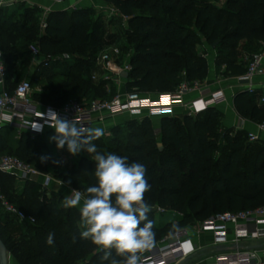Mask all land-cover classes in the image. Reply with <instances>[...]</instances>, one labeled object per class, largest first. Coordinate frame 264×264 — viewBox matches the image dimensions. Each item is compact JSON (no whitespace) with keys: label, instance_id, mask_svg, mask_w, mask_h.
I'll use <instances>...</instances> for the list:
<instances>
[{"label":"trees","instance_id":"16d2710c","mask_svg":"<svg viewBox=\"0 0 264 264\" xmlns=\"http://www.w3.org/2000/svg\"><path fill=\"white\" fill-rule=\"evenodd\" d=\"M108 1L127 17L131 70L125 79L126 91L156 95L174 91L184 79L204 80L207 62L198 51L203 40L217 50V61L226 64V71L242 74L245 67L234 64L239 43L244 41L242 49L250 55L264 41V0H225L220 9L210 0ZM13 6L14 11L12 6L3 7L11 9L6 11L0 8V47L6 74L16 59L23 68L30 60L31 39L37 38L43 57L69 55L68 59L40 67L37 75L44 77L46 89L32 94L33 99L58 107L69 99H110L116 93L115 86L110 84L108 95L99 94L90 81L95 56L109 44L110 38L105 37L100 15L94 17L86 8L53 11L47 15L46 27L39 35L38 9L20 3ZM17 10L19 19H14ZM22 70L14 83L6 87L8 90L12 91L22 80ZM55 76L60 79L56 81ZM259 95L258 91H241L233 99L238 114L257 124L264 122V104L259 105L256 100ZM221 116L216 107H209L195 116L161 117L159 128L154 127L150 118L143 117L139 122L131 120L114 126L108 142H101L100 138L93 141L102 153L126 156L129 161L146 166V178L151 185L145 194L148 204L183 213L176 222L154 225L158 240L216 213L247 211L258 203L264 204L263 152L254 154L250 175L236 170L246 150L241 138L245 134L247 139V132L237 130L231 134L229 129L221 128ZM40 138L33 139L25 132L17 135L15 129L3 126L0 155H14L46 171L45 163L36 158L44 144ZM77 158L68 171L56 177L83 193L97 183L93 174L95 162L85 151ZM16 180L0 173V189L17 208L32 215L35 223L15 224L16 218L0 209V239L8 253L20 264H100L102 251L81 238L80 211L64 208L62 196L40 199L39 185L31 181H24L21 192L11 196L8 193ZM247 184L252 185L254 194L240 192ZM49 232L54 233V246L45 243ZM113 258L121 259L114 251Z\"/></svg>","mask_w":264,"mask_h":264},{"label":"built area","instance_id":"2783aa9c","mask_svg":"<svg viewBox=\"0 0 264 264\" xmlns=\"http://www.w3.org/2000/svg\"><path fill=\"white\" fill-rule=\"evenodd\" d=\"M55 3L68 1L81 2L84 0H53ZM18 0H0V8L11 7ZM73 9L74 3L71 5ZM109 16L120 14L115 5L107 8ZM50 11L43 9L40 15V28L46 27V17ZM127 19L126 16H124ZM31 58L42 56L37 44L28 46ZM118 47L112 46L109 50H101L95 56V63L103 66V78L106 80H125L121 77L123 72H129V61L116 63L113 57L119 55ZM69 55L61 54L54 57L46 56L39 62L40 67H48L52 61L68 59ZM264 76V41L259 49L248 55L245 71L236 78V86L241 91L253 94L262 85L260 103H264V85L257 79ZM5 58L0 47V125H8L15 129L17 135L27 133L31 138H36L55 131L50 127L51 117L75 119L79 124L95 128L109 118L122 115L130 117L159 118L174 116L176 110L195 116L209 107H216L224 102L227 97L222 90L204 91L200 88V81L182 80L172 92L163 94H140L137 91H119L110 99H69L60 106L41 104L32 98L33 87L30 79L20 80L12 91L5 87ZM92 78H95L92 75ZM198 90L200 96L195 101L187 102L185 94ZM242 121L244 118H240ZM35 123L40 130L31 126ZM105 133V132H104ZM250 142L264 141V122L256 125L254 132H247ZM0 173L8 174L16 179L35 182L39 185L40 199L49 197L54 182L62 184V180L49 172L40 170L35 165L22 160L14 155H0ZM70 191L75 189L71 186ZM77 190V189H76ZM0 209L16 218L20 223H35L32 215L17 208L0 189ZM159 210L164 208L159 207ZM199 231L209 232L214 244L223 245L224 250L218 252L207 260L206 264H264V208L247 211H225L211 215L200 221ZM84 230V229H83ZM242 241L256 243L255 248L246 249L240 245ZM197 247L189 237V229L181 228L171 235L160 240L152 248L141 253L143 264H179L182 260L195 255ZM9 257V253H8Z\"/></svg>","mask_w":264,"mask_h":264},{"label":"clouds","instance_id":"9594fccd","mask_svg":"<svg viewBox=\"0 0 264 264\" xmlns=\"http://www.w3.org/2000/svg\"><path fill=\"white\" fill-rule=\"evenodd\" d=\"M31 127L40 130L35 123ZM50 127L55 130L50 141L57 149L66 146L73 156L85 151L95 162L96 185L83 193L72 189L62 201L64 208L79 206L84 229L81 238L102 251L100 264H143L140 254L153 247L155 237L154 223L149 219L151 205L145 201L151 189L146 166L126 156L98 151L93 141L105 134L102 128L87 127L57 115L51 117ZM40 159L43 163L48 157ZM54 242V233L49 232L45 243L54 246ZM113 251L121 259L113 258Z\"/></svg>","mask_w":264,"mask_h":264},{"label":"crops","instance_id":"0c3cea01","mask_svg":"<svg viewBox=\"0 0 264 264\" xmlns=\"http://www.w3.org/2000/svg\"><path fill=\"white\" fill-rule=\"evenodd\" d=\"M225 1V0H222ZM18 3H20V5H22L23 7H35L38 9L39 14L41 15V13L43 12V9H48L50 12L53 11H71L74 10L71 5L74 3V7L75 9H82V8H86V9H90L93 12V16L97 17V16H101L105 27H108L109 29V40L111 43L108 44L109 46H116L114 43L118 38H122L124 43L126 44V31L128 28V24H127V19L124 18V15H122L120 12V14H116V15H112L109 16L108 14V10H106L105 8H107L111 3L108 0H84L81 2H73V1H68V2H63V3H55L53 0H18ZM212 3V2H211ZM49 12V13H50ZM48 13V14H49ZM118 21L119 23H123L124 25V29L122 27H120V25L117 29V31L114 30L113 28V22ZM121 21V22H120ZM125 39V40H124ZM243 42H240L238 47L236 48V58L234 60V64L235 65H241L242 67H245L247 64V59H248V53H246L243 49H242V45ZM122 43V47H118L120 53L117 56L113 57V61H115L116 63H124L126 61H129L130 55H131V50L130 49H124L123 45H125ZM106 45V47L108 46ZM104 50V49H102ZM198 51L200 56L204 57L206 62H207V75L205 77L204 80L200 81V88L204 89V91L206 92H210V91H215V90H222L224 92V94L226 95L227 99L220 103L219 105L216 106L217 110L222 114L221 116V124L224 128L229 129L231 132H235L237 130H244L246 132H254L256 130V125L257 123L252 122L249 119L244 118L243 121L240 119L241 116L238 114L237 110L235 109L234 106V96L238 93L241 92V90L236 86V78L241 75V73H232L231 71H226V64L225 63H219L217 61L218 58V54H217V50L212 47L211 45H209L208 43H206L204 40L202 42V44L200 46H198ZM38 61L35 59V61L30 57V60L25 64L24 68H23V64L20 62L19 59H16L13 62V65L10 66L7 69V74H6V83H5V87L11 86L15 79L18 77V75L20 74L22 68V79L26 78V79H30L32 82V87H33V92L34 93H41L46 89V81L44 79V77L42 76H38L37 74L40 72V66L38 65ZM96 65L98 66V68H100V72H98V75H102L104 73L103 70V66L98 65L96 63ZM93 73V74H92ZM92 75L95 76V72H91V79H95L92 78ZM260 83L262 82V84L264 85V76L260 77L257 79ZM112 84L115 86L116 90L119 91H125V82L126 80H116V79H112ZM19 82V81H18ZM17 82V83H18ZM16 83V84H17ZM16 86V85H15ZM14 86V87H15ZM262 87V85H261ZM258 87V92L259 94L261 93L262 88ZM200 96V93L198 90H194L191 91L187 94H185L184 99L187 102L190 101H195L197 99V97ZM35 100V99H34ZM258 100V99H256ZM36 102H38L37 100H35ZM40 103V102H38ZM260 104H264V103H258ZM184 113H182V111L180 110H176L175 111V115H182ZM128 116V115H127ZM126 117V115H122L116 118H109L107 119L103 124H98L95 126L102 128L103 130H107L109 129V125L114 126V125H121L120 121L122 119H124ZM130 117V116H128ZM130 118H134V117H130ZM160 118H152L153 119V124H156V128H159V122H160ZM243 118V117H242ZM151 119V120H152ZM155 119V120H154ZM6 126L9 127L8 125H0V128ZM53 135H55V131H47V133L40 135L38 137H52ZM24 185V182H23ZM23 188V186H22ZM21 188L19 193L21 192ZM70 193V187L68 185H65L64 183L62 184H58L56 182H54L52 184V190L50 192V195H56V196H62L64 197L65 195ZM82 204V202H81ZM76 209L79 210V206L76 207ZM191 241L193 242V244L197 245V246H203L206 245L210 239H211V235L209 233H198V232H193L190 235ZM207 246V245H206ZM207 249H205L203 252L198 253V255H191L189 257H187V262L186 264H206L207 260H209V258L211 256H207ZM9 259L10 264H20L13 255H11L9 253Z\"/></svg>","mask_w":264,"mask_h":264},{"label":"rangeland","instance_id":"374dc122","mask_svg":"<svg viewBox=\"0 0 264 264\" xmlns=\"http://www.w3.org/2000/svg\"><path fill=\"white\" fill-rule=\"evenodd\" d=\"M210 2H212L213 6L216 9H220V8L224 7V4H225V1H222V0H210ZM15 8H16L15 6L11 7V9H13V11H14ZM11 9H9V8L8 9L7 8L4 9L3 8V10H5V11L6 10H11ZM19 13H20V10L15 11L13 13V18L14 19H19V17L17 16ZM117 25L118 26L120 25V27H122V28L124 27L123 23H119L118 21L114 20L113 28H114L115 31H117V29H118ZM105 29H106L105 37H108L109 29H108V27H105ZM42 30L43 29H41V28L38 30L39 35L42 34V32H43ZM125 41H126V44L124 43L123 39L120 37V38H118L115 41L114 44L116 46H118V47H122V43H123V44H125V45H123L124 49H130V44L127 43V40H125ZM30 43H35L36 44L37 43V38L31 39ZM110 43L111 42L109 41V44ZM110 47L111 46L108 45L107 47L104 46L102 49L109 50ZM56 55L57 54L50 55V56L54 57ZM58 61H61V60L59 59ZM59 65H61V63H59ZM99 70H100V68H98L96 63L93 62L92 71L91 72H95V79L93 80V79L90 78L91 79L90 81H91L92 85H94L97 88L99 94H104V95L107 94L108 95L110 93V91H111L110 84H112V81L104 79L102 75H98V72H100ZM59 79H60L59 76H55V80L56 81L59 80ZM262 92L263 91L261 90V93ZM261 93H260V95L257 98L258 99L257 100L258 103H260ZM140 119H141L140 117L130 118V117H128L126 115V117L124 119H122L120 121V123H121V125H125L126 123H129L131 120H137V122H139ZM152 121H153V119H152ZM112 125L111 126L109 125V129L104 130L105 134L100 138L101 142H104V143L108 142L110 140V138L113 137V132H112L111 129L114 126H116V125H114V126H112ZM153 125L156 128V124H153ZM219 126H221V128H222V124L221 123H220ZM233 133L234 132H231V134H233ZM241 139H242L243 145H244L246 150H245V153L242 155V158H241L236 170H244L248 175H250V172L252 171V169L254 167L253 156H254V154L257 151L263 152V155H264V143L259 144V143H255V142H249L246 139L245 134L242 136ZM39 140L41 141V143L43 142L44 144L40 147V149L36 153V158L40 159L42 156H47L48 157L47 161L44 162L45 163L44 168H45V170L47 172H49L53 176L56 177L57 175L68 171L72 167V165L77 162V160H78L77 155L76 156L71 155L67 151L66 146H65L64 149H57L55 142L54 141H50V137H45L44 136V137L40 138ZM32 161L35 163V160H32ZM23 182H24L23 180H19V179L14 181V188H13L12 192H9L8 194L12 196L14 194L19 193L20 188L22 189ZM240 192H245L247 194H254L255 190H253L251 184H247L246 186L241 188ZM158 208H159V206H156V205L155 206H151V211L149 213V219H151L153 221L154 225H156V226L161 227V226L165 225L167 222H176V221H178V220H180L182 218V214L183 213L181 211H179L178 209H165L164 208L163 210H159ZM263 208H264V204L263 203H258L256 205H254L253 209L256 210V209H263ZM13 221H14L15 224H19V222L16 219H13ZM199 223H200V221H196V222H193V223L183 227V228L189 229V237H190L191 233H193V232L204 233L202 231H199V225H200ZM205 233H209V232H205ZM160 240L161 239L158 240V237L155 236L154 237V245L159 243ZM206 245H203V246L195 245L197 247L195 255H198V253H201L205 249H207V254L206 255L212 257V256L216 255L218 252L224 250L223 249L224 248L223 245L214 244L212 236H211L210 241ZM240 245L242 247H245L246 249L247 248L250 249L252 247L255 248L254 245H256V243H253V242H250V241H242V242H240ZM10 261L11 260L8 259V264H10Z\"/></svg>","mask_w":264,"mask_h":264},{"label":"water","instance_id":"95a60500","mask_svg":"<svg viewBox=\"0 0 264 264\" xmlns=\"http://www.w3.org/2000/svg\"><path fill=\"white\" fill-rule=\"evenodd\" d=\"M44 57L43 56H39L36 58V60L38 62L43 61ZM121 77L126 79L128 77V73L127 72H123L121 74ZM159 148L162 149V145L159 144ZM8 251H7V247L4 244V242L0 239V264H8ZM187 262V258L182 260L179 264H186Z\"/></svg>","mask_w":264,"mask_h":264}]
</instances>
